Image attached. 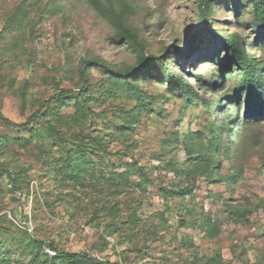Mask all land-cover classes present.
Wrapping results in <instances>:
<instances>
[{"label": "rangeland", "instance_id": "obj_1", "mask_svg": "<svg viewBox=\"0 0 264 264\" xmlns=\"http://www.w3.org/2000/svg\"><path fill=\"white\" fill-rule=\"evenodd\" d=\"M51 1L0 0V113L17 124L28 120L39 100L61 88L74 87L81 57L93 54L115 63L132 58L122 46L109 43V25L83 0H58L60 7L54 11L48 8ZM132 1L139 11L134 20L140 24L150 52L158 53L167 44L186 49L197 39H193L191 33L198 25L200 0ZM21 2L33 8L32 16L40 11L42 15H37L34 22L30 20L19 29L7 32L6 19ZM247 14L236 19L227 7H218L214 23L226 31L243 33L242 23L249 21ZM30 22L33 27L29 29ZM253 35L254 32L248 33L249 37ZM190 39L193 40L188 43ZM14 40V57L7 59L1 50ZM205 49L202 48L200 53ZM248 52L257 59L264 58V51L260 49L250 48ZM218 54L222 58L220 50ZM5 59L6 64L3 63ZM205 59L197 58L194 67L208 77L211 69L208 62H203ZM91 73L94 77L102 76L95 68ZM228 74L225 69L223 78L216 79L220 91L224 87L229 90L235 82L229 79L235 73ZM21 88H25V100L21 97ZM76 95L77 90L63 99L62 114L73 111ZM243 100L241 97L240 115ZM101 101L96 102V108H105L110 118L111 108L120 101L114 97L108 98L104 104ZM155 108V112L140 118L134 131L137 147L132 154L143 167L146 177L135 172L130 179L129 193L115 196L123 209L127 208L126 204L134 202L131 207L137 208L138 220L130 229L112 235L103 231L106 217L93 216L89 203L93 191L81 187L74 178L61 179L62 174L54 176L48 169V161L61 156L59 142L54 138L50 140L55 157L46 159L48 156L41 152V139H34L25 148H20L14 138H29L32 133L26 129H11L0 120V137L8 140L7 148L0 154V219H3L0 252L11 250L12 258L20 261L17 244L22 232L30 233L38 240L53 241L70 251L89 250L114 264H202L217 250L225 261L250 264L258 252H263L264 211L255 208L254 204L264 199V165L260 160L264 156V118L261 117L252 128L255 139L245 145L244 155L234 162L242 167V173L233 186L226 187L221 182L208 184L199 177L191 194L180 197L171 193L179 185L171 164L180 165L186 160L181 143L184 133L201 131L204 141L208 139V114L200 103L187 104L178 99L163 101L160 113H157L160 111L157 105ZM105 119L95 117L93 121L101 126ZM37 122L44 124L43 120ZM174 131H179V142L174 139ZM167 137L170 141L163 149ZM120 148L116 141L111 144L113 151ZM60 158L64 159L65 155ZM95 158L107 160L101 153ZM221 158L220 173L230 172V161ZM84 165L89 173L99 171L98 165ZM20 166L27 168L28 173L22 193L11 188L6 174V171L18 170ZM225 201L250 204L253 209L247 215V222L231 221L223 211ZM160 212L163 217L159 216ZM208 216L219 226L213 238L206 235L201 225L202 219ZM43 249L49 256L54 255L47 246ZM21 258L23 264H29L30 256Z\"/></svg>", "mask_w": 264, "mask_h": 264}, {"label": "trees", "instance_id": "obj_2", "mask_svg": "<svg viewBox=\"0 0 264 264\" xmlns=\"http://www.w3.org/2000/svg\"><path fill=\"white\" fill-rule=\"evenodd\" d=\"M83 1L109 25V43L122 46L132 58L115 63L98 55H85L79 59L74 87L61 88L39 100L24 123H14L0 113V120L7 127L26 129L32 133L29 138L15 137L18 146L25 148L39 138L41 152L48 156L46 159H54L50 157H55V148L50 140L56 139L59 142L58 151L65 158L61 159L60 156L52 162L47 160L48 169L54 176L62 174L61 179L74 178L81 187L93 191L94 195L89 200L93 216L106 217L103 231L112 235L130 229L138 220L137 208L131 207L134 202L126 204L127 208L123 209L120 201L115 199L122 192L129 193L132 185L130 179L135 172L146 177L143 167L132 154L137 147L134 138L137 122L141 117L155 112L156 105L160 109L157 113H160L163 101L178 99L187 104L200 103L208 114L206 127L209 137L204 141L201 131L183 134L181 143L186 160L180 165L171 164L175 178L179 179V185L171 193L180 197L191 194L199 177L208 184L221 182L226 187L233 186L242 173V167L234 162L244 155L245 145L255 139L252 128L260 122L261 117L264 118V58L257 59L248 52L250 48L264 51V0H200L198 25L191 33L193 39H197L192 43L193 39L187 41L191 44L186 49L167 44L158 53L150 52L142 28L134 20L139 11L132 0ZM59 5L58 0H52L48 8L54 11ZM218 7H227L236 19L248 13L249 21L242 23L245 32L216 27L215 10ZM32 9L24 2L19 3L6 19V31H15L30 20L34 22L37 15H42L40 11L32 16ZM31 22L29 29L33 27ZM249 32H254V35L249 37ZM12 45H16L15 40L1 50L6 53L7 59L14 57ZM202 48H206L205 52L200 53ZM200 57H206L203 62H208L210 66L208 77L194 67L196 59ZM92 68L98 69L102 76H92ZM225 69L229 74L235 73L229 78L235 82L229 90L224 87L221 90L224 92H221L216 79L223 78ZM75 90L77 95L73 100V111L62 114L63 99ZM24 91L25 88H21V97L25 100ZM110 97L118 99L120 103L111 108L109 118L105 108H96V102L102 99L101 103L104 104ZM241 97L244 100L240 115L238 107ZM95 117L106 118L105 123L99 126L93 121ZM39 120H43L44 124L40 125ZM178 134L179 131L173 132L176 142H179ZM115 141L121 148L113 151L111 144ZM169 141L167 137L163 149ZM7 146V138L0 137V154ZM98 153L102 158H107L106 162L95 158ZM221 157L230 161V172L220 173ZM260 160L264 165V156ZM87 163L98 165V173L94 170L89 173L84 165ZM6 172L11 188L22 193L27 185V168L20 166L18 170ZM225 204L223 211L235 223H246L247 215L253 209L250 204L231 201H225ZM254 207L264 211V199L258 200ZM159 216L163 217V213L160 212ZM217 223L220 224V219H217ZM1 224L3 219H0V227ZM201 225L210 238L219 231V226L210 216L204 217ZM0 236H3L1 230ZM17 246L20 261L12 258L10 250L0 252V264H23L21 257L25 255L30 256L29 264H114L89 250L70 251L53 241L35 239L27 232L21 233ZM43 246L52 249L54 255L49 256ZM202 264L236 263L223 260L220 250H217L206 257ZM250 264H264V251L258 252Z\"/></svg>", "mask_w": 264, "mask_h": 264}, {"label": "built area", "instance_id": "obj_3", "mask_svg": "<svg viewBox=\"0 0 264 264\" xmlns=\"http://www.w3.org/2000/svg\"><path fill=\"white\" fill-rule=\"evenodd\" d=\"M54 254V253H53Z\"/></svg>", "mask_w": 264, "mask_h": 264}]
</instances>
